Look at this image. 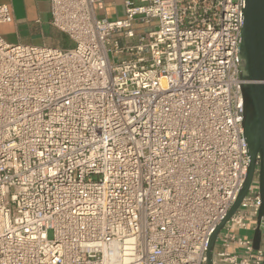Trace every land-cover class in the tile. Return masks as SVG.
<instances>
[{"label":"built area","instance_id":"2783aa9c","mask_svg":"<svg viewBox=\"0 0 264 264\" xmlns=\"http://www.w3.org/2000/svg\"><path fill=\"white\" fill-rule=\"evenodd\" d=\"M102 1L50 0L70 49L0 36V264H207L249 167L247 0ZM257 180L214 264H264Z\"/></svg>","mask_w":264,"mask_h":264},{"label":"water","instance_id":"95a60500","mask_svg":"<svg viewBox=\"0 0 264 264\" xmlns=\"http://www.w3.org/2000/svg\"><path fill=\"white\" fill-rule=\"evenodd\" d=\"M240 78L243 81V129L249 151L246 181L227 217L210 239L207 264H214L217 239L227 222L240 210L241 204L258 178L262 206L253 235V247L264 245L261 219L264 217V0H247L239 52Z\"/></svg>","mask_w":264,"mask_h":264},{"label":"crops","instance_id":"0c3cea01","mask_svg":"<svg viewBox=\"0 0 264 264\" xmlns=\"http://www.w3.org/2000/svg\"><path fill=\"white\" fill-rule=\"evenodd\" d=\"M0 4L7 5L12 14L10 23L0 24V36L9 44L36 46L37 39L33 40V37L41 36L43 46L73 47V41L50 24V0H0ZM123 15V0H103L98 8L100 18L115 20Z\"/></svg>","mask_w":264,"mask_h":264},{"label":"rangeland","instance_id":"374dc122","mask_svg":"<svg viewBox=\"0 0 264 264\" xmlns=\"http://www.w3.org/2000/svg\"><path fill=\"white\" fill-rule=\"evenodd\" d=\"M32 24H33V23H32ZM33 26H34V24H33ZM34 27L36 28L37 25H35ZM36 39H37V43H35L36 46H43V45H42V44H43V40H42L41 36H35V37H33V40H36ZM54 45H56V44H54ZM120 59H122V58L119 57V58H116L115 60H116V61H119ZM162 86H163L164 89L167 88V80H166V79H163V80H162ZM241 235H242V236H245V237H247V238H249V239H252V238H253V235H254V232L251 231V230H249V231H244V232H241ZM48 237H49V239H53V233H52L51 231L48 233ZM220 250H221V247H220L219 245H217L215 251L218 252V251H220Z\"/></svg>","mask_w":264,"mask_h":264}]
</instances>
